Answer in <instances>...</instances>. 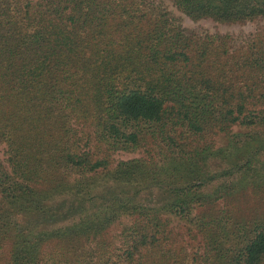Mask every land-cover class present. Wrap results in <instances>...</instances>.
Instances as JSON below:
<instances>
[{"label": "trees", "instance_id": "16d2710c", "mask_svg": "<svg viewBox=\"0 0 264 264\" xmlns=\"http://www.w3.org/2000/svg\"><path fill=\"white\" fill-rule=\"evenodd\" d=\"M167 2L264 19L0 0V264H264V26Z\"/></svg>", "mask_w": 264, "mask_h": 264}, {"label": "rangeland", "instance_id": "374dc122", "mask_svg": "<svg viewBox=\"0 0 264 264\" xmlns=\"http://www.w3.org/2000/svg\"><path fill=\"white\" fill-rule=\"evenodd\" d=\"M170 8L174 10V12L177 15L181 16L182 22L188 26H194L197 25L198 27H205L209 30H216L219 29L221 31H229L232 32L234 35H237L239 32H246L250 30H254L256 28H260L264 26V19H258L254 20L251 22L247 23H222V22H217L212 19H200L197 21L191 20L189 17L185 16L182 14L180 11L176 10L169 2H167ZM140 151L138 150H132V151H123V150H118L114 153L115 158H128V157H133V156H138L140 155Z\"/></svg>", "mask_w": 264, "mask_h": 264}]
</instances>
